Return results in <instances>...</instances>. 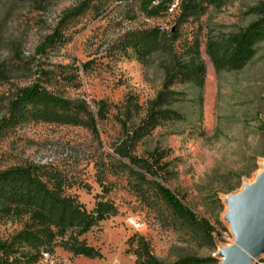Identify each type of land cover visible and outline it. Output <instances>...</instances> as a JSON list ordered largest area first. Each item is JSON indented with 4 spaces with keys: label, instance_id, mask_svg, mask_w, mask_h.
Masks as SVG:
<instances>
[{
    "label": "rangeland",
    "instance_id": "1",
    "mask_svg": "<svg viewBox=\"0 0 264 264\" xmlns=\"http://www.w3.org/2000/svg\"><path fill=\"white\" fill-rule=\"evenodd\" d=\"M258 1L209 0L202 17L179 26L178 0L167 13L153 18L141 11L138 0H0V120L9 116L11 100L36 83L86 106L96 118V102L106 100L109 105L107 117L97 119L99 138L86 125L88 115L74 110L69 112L70 120H32L0 131V169L34 165L59 176L65 193L76 196L89 210L101 197L118 208L116 216L84 236L102 252L101 258L74 256L64 250L60 238L55 246L57 264H135L131 241L139 238L167 261L178 255L198 254L214 255L217 264L222 263L224 251L235 242L228 220L230 201L254 185L264 171L260 123L253 120L245 124L242 111L229 94L234 88L247 89L264 121V41L258 43L256 55L242 70L218 69L210 44L221 45L247 27L256 18L250 9ZM81 4H86L83 12L67 17ZM153 27L169 31L178 27L181 38L176 49L180 52L200 41L206 65L202 119L185 134L158 127L138 143L137 152L147 156L156 148L170 149L166 158L173 171L169 187L213 224L218 218L225 227H219L220 234H215V251L187 240L186 229L172 224L173 212L165 203L160 202L159 208L147 207L132 188L133 178L114 174L109 168L110 147L122 132L118 117H125L130 108L135 114L129 100L140 105L138 119L163 86L157 62L146 65L134 49L125 52L122 48L129 33ZM57 31L60 39L44 46ZM74 118L79 122H73ZM231 171L235 174L228 178ZM100 175L109 192L98 182ZM239 181L235 190L226 191ZM131 219L143 227L134 229ZM28 223V216L0 219V238H11ZM37 264L48 263L40 260ZM255 264H264V254Z\"/></svg>",
    "mask_w": 264,
    "mask_h": 264
},
{
    "label": "trees",
    "instance_id": "2",
    "mask_svg": "<svg viewBox=\"0 0 264 264\" xmlns=\"http://www.w3.org/2000/svg\"><path fill=\"white\" fill-rule=\"evenodd\" d=\"M140 9L147 17H159L167 13L176 0H138ZM123 3L124 0H121ZM129 2V0H125ZM209 0H178L175 9L179 11L178 25L202 17ZM81 4L67 15L75 17L84 11ZM256 18L231 34L220 45L211 43L213 58L218 69L242 70L256 55L257 45L264 41V0L250 9ZM49 36L44 46L59 40L60 33ZM181 34L161 27L129 33L122 44L123 50L134 49L140 61L148 65L157 62L163 72L164 82L156 97L151 100L144 116L136 119L140 105L129 104L125 117H118L122 125L120 137L110 147L112 154L109 168L114 174H125L133 178L132 188L138 199L147 207L159 208L165 203L173 212V225L186 229L187 240L199 246L217 249L216 235L225 227L219 219L213 224L209 218L195 211L184 196L169 187L172 177L170 161L166 160L170 149L156 148L146 156L137 152L138 143L149 137L158 127L172 128V133L185 134L189 128H196L201 122L206 65L201 57L200 41L195 40L183 51L176 49ZM234 105L242 111L245 124L258 120V131L264 139V121L256 100L250 98L247 89L230 91ZM97 118L84 105L65 99L39 84L22 89L10 102L9 116L0 120V131L5 126H17L28 121H65L70 113L84 112L88 115L86 125L99 138L97 119L108 114L106 100L96 102ZM131 107V106H130ZM78 123V119H71ZM190 126V127H189ZM219 127V125H218ZM264 156V151L260 154ZM103 174V171H102ZM235 173H229L228 178ZM243 176V175H242ZM241 178V175L238 176ZM104 192L109 188L102 175L98 178ZM230 182V181H229ZM148 183L149 189L145 188ZM238 184L230 185L227 192ZM99 197V196H98ZM219 200V199H218ZM220 202V200H219ZM118 208L113 201L98 198L89 210L76 196L66 194L59 176L44 172L34 165H13L0 169V219L29 217L26 227L9 239L0 238V264H37L43 260V252L56 254V243L62 238L64 250L74 256L101 258L102 252L88 244L84 237L101 222L116 216ZM137 240V239H136ZM131 241L136 256L135 264H217L214 255L200 256L185 254L167 261L155 255L148 241L143 238ZM188 242V241H187Z\"/></svg>",
    "mask_w": 264,
    "mask_h": 264
},
{
    "label": "water",
    "instance_id": "3",
    "mask_svg": "<svg viewBox=\"0 0 264 264\" xmlns=\"http://www.w3.org/2000/svg\"><path fill=\"white\" fill-rule=\"evenodd\" d=\"M228 220L235 242L224 251L221 264H255L264 254V171L230 201Z\"/></svg>",
    "mask_w": 264,
    "mask_h": 264
},
{
    "label": "built area",
    "instance_id": "4",
    "mask_svg": "<svg viewBox=\"0 0 264 264\" xmlns=\"http://www.w3.org/2000/svg\"><path fill=\"white\" fill-rule=\"evenodd\" d=\"M130 224L136 230H140L143 227V224L135 219H131ZM55 256H56L55 254H52L49 251H44L43 261L47 262L48 264H57Z\"/></svg>",
    "mask_w": 264,
    "mask_h": 264
}]
</instances>
